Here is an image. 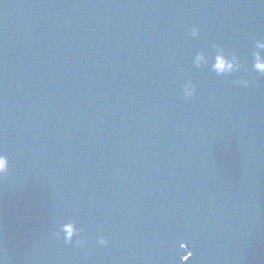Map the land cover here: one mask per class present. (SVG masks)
I'll list each match as a JSON object with an SVG mask.
<instances>
[{"label": "water", "instance_id": "obj_1", "mask_svg": "<svg viewBox=\"0 0 264 264\" xmlns=\"http://www.w3.org/2000/svg\"><path fill=\"white\" fill-rule=\"evenodd\" d=\"M262 44L264 0H0V264H264Z\"/></svg>", "mask_w": 264, "mask_h": 264}, {"label": "clouds", "instance_id": "obj_2", "mask_svg": "<svg viewBox=\"0 0 264 264\" xmlns=\"http://www.w3.org/2000/svg\"><path fill=\"white\" fill-rule=\"evenodd\" d=\"M191 34L193 36H196L199 34V30L196 27H193L191 30ZM261 47H264V44L260 45ZM203 59L202 56L197 57V63H199ZM218 59V65L216 66L217 71H232L235 67V64L233 61H229L223 56H220L217 58ZM255 68L259 72L264 73V59L259 57L257 55L256 62H255ZM245 84L247 83L246 81L244 82ZM193 89L185 88V95L186 96H191L193 94ZM9 173V163H8V157L2 153H0V179L6 178ZM57 238H60L59 233L55 234ZM65 243H72L71 235L64 237L63 238ZM86 243L85 240H77L76 244L78 246H82ZM99 243L101 245H107L108 241L104 237L99 238Z\"/></svg>", "mask_w": 264, "mask_h": 264}]
</instances>
